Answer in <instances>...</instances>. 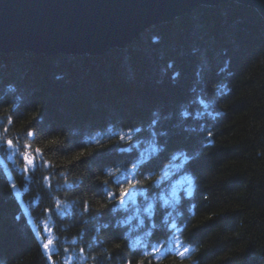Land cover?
Segmentation results:
<instances>
[{"label": "trees", "instance_id": "trees-1", "mask_svg": "<svg viewBox=\"0 0 264 264\" xmlns=\"http://www.w3.org/2000/svg\"><path fill=\"white\" fill-rule=\"evenodd\" d=\"M11 149L37 166L23 173L15 169L24 160ZM197 149L190 166L196 182L191 177L167 187L139 177L162 162L166 172ZM117 165L122 174L112 182ZM45 170L56 179L48 193L57 202L54 208L41 197L34 207L31 198L30 190H45H37L35 175ZM129 180L133 187L119 202L120 187ZM179 196L196 203L186 222L174 216ZM27 205L26 218L18 217ZM57 207L67 220L54 214ZM37 212L55 225L49 229L57 253L79 249L88 255L103 246L92 264H183V257L173 258L145 229L160 213L169 223L167 235L184 231L174 249L197 251L199 264H264L260 14L235 2L194 9L96 56L0 53L1 264L48 263L41 232L38 237L29 231L34 230L27 218L36 225ZM74 219L60 237L57 224ZM124 242L131 253L143 250L136 258Z\"/></svg>", "mask_w": 264, "mask_h": 264}, {"label": "water", "instance_id": "water-1", "mask_svg": "<svg viewBox=\"0 0 264 264\" xmlns=\"http://www.w3.org/2000/svg\"><path fill=\"white\" fill-rule=\"evenodd\" d=\"M232 1L264 19V0H0V52L103 54L192 8Z\"/></svg>", "mask_w": 264, "mask_h": 264}, {"label": "bare ground", "instance_id": "bare-ground-1", "mask_svg": "<svg viewBox=\"0 0 264 264\" xmlns=\"http://www.w3.org/2000/svg\"><path fill=\"white\" fill-rule=\"evenodd\" d=\"M228 2H232V1H224V2H219L217 5L219 4H224V3H228ZM236 3V2H235ZM238 4V3H237ZM214 5V6H217ZM242 5V4H240ZM214 6H210V7H214ZM208 8V7H206ZM200 9V8H198ZM190 11H187V13L183 14V16H185L186 14H188ZM177 19H179L178 17H176ZM156 25H161V24H156ZM151 26H155V25H151ZM148 26V27H151ZM147 27V28H148ZM144 31V30H143ZM142 31V32H143ZM141 32V33H142ZM140 33V34H141ZM140 34L138 35V37L140 36ZM137 37V38H138ZM136 40V39H134ZM134 40L130 41V43H132ZM115 49V48H114ZM112 50V49H111ZM13 51H10L8 53H12ZM1 53V52H0ZM60 55H65V54H60ZM195 107V106H194ZM192 109V108H191ZM196 110V109H193ZM198 110V109H197ZM185 110H182V112L178 115V118H182L181 114L184 112ZM183 119V118H182ZM195 118H191L190 120L191 122L194 120ZM164 137V135H162V138ZM161 138V140H162ZM22 139V138H21ZM29 140L26 141H20L21 146L18 147L19 150H22L26 147V143H28ZM159 146V145H158ZM160 147V146H159ZM161 148V147H160ZM191 152H194L195 154H191ZM198 154H199V149H197L196 151H187L185 153V155L183 156V158L177 162V164H175L170 170L164 172V166L163 164L165 162H162L159 166H157V168L155 170H150V171H142L139 175V177L144 180L145 182L149 183L150 181L153 182H158L160 185L163 186H169L172 185V182H176L179 183L181 182L180 179H190L192 177V179L196 182L197 181V177L195 176V174L192 172V170L190 169V166L193 164V162L198 158ZM115 163H117V161H115ZM124 163H127V161H124ZM39 164H41V162H39ZM25 160L23 162L19 161L16 164L13 165V167L15 169H21L19 171L25 172ZM139 165V162H138ZM112 171V170H111ZM48 171H40L35 173V175L39 178L36 182V187L38 190V187L40 189L45 188V190H38V191H32L30 190V188L28 186L30 183V180H27L26 178H24V182L26 183V187L29 188L30 192H31V198L34 200V207L37 206L38 201H40V197L41 200H49L50 202H52L53 208L56 206V201H53V199L51 198V196L48 194L49 193V188L50 186H52V183L54 181H56V179H54L53 177H51V174H47ZM26 175V174H25ZM73 180L70 181V184H72ZM107 181H101V184L104 185L106 184ZM25 188V190L29 193V190ZM186 194L188 195V192L186 191ZM181 198V200L179 201V203L177 204V206H175V208H173V212H174V216L175 218H181L183 222H186L185 220L192 214V212L194 211V209L196 208L195 206V202L194 200H192L193 198L189 199L187 197H183L179 196ZM190 197V196H189ZM176 198V195H174L172 197V200H174ZM48 201V202H49ZM18 208V207H17ZM31 206L27 205L25 208H21L19 211L20 213L16 214L18 217H23L24 219L26 218V212L29 209L30 210ZM42 212H37V216L41 217V219H38L37 221L39 223L36 224V226H42L43 228H41L40 230H29L31 235H37L39 237L40 232H42L45 227H48L50 229L55 228V225L53 224V221L50 218H44L46 216L41 215ZM164 215L166 216V218H168V220L171 222V218L169 216L166 215V210H163ZM177 216V217H176ZM22 219V218H21ZM74 221L76 222L77 220H71L61 224H57L58 230H59V236L60 237H64V231L66 230V225L68 224V227L71 228L72 224H74ZM165 221L164 217L162 216V213H160L159 218L155 216V221H150L146 226L145 229L147 231L148 234L151 235V240L152 242H161V244L163 245L164 249L169 251L170 254L173 255V258L176 256H180L183 257V264H199L196 262L195 260V255H197V251H191L189 248H187L186 246L181 247L180 249H174L173 246V241L175 239V241H177L178 239H180L183 236V229H180L178 232L175 233V235H167L168 233V226L169 223L168 222H163ZM186 228V224H183ZM166 234V235H164ZM69 236V235H68ZM40 240V238H38ZM72 240V239H71ZM100 245V244H99ZM124 246L126 249L127 254H131V255H136L137 258V254H139L142 250H138L137 254L136 253H131L129 251V249L127 248V243L124 242ZM104 247L100 245V247L98 248V246L93 249L91 251V254H84L83 252L79 251V249L76 250H71V249H66L65 251L68 252L75 261H80L81 259H83V263L82 264H92V262L96 261V258L94 256H97L99 254V252H103L104 251ZM185 249H187V251H185ZM150 250V249H149ZM151 252V250H150ZM181 253H183V255H181ZM94 255V256H93ZM128 259L126 257H123L122 261H126ZM99 261V260H97ZM119 261L115 260L113 264H118ZM1 264V262H0Z\"/></svg>", "mask_w": 264, "mask_h": 264}, {"label": "rangeland", "instance_id": "rangeland-1", "mask_svg": "<svg viewBox=\"0 0 264 264\" xmlns=\"http://www.w3.org/2000/svg\"><path fill=\"white\" fill-rule=\"evenodd\" d=\"M198 8H201V9H203V8H206V7H203V6H198V7H195V8H192V9H190L189 11L190 12H192L194 9H198ZM182 16H179L178 18H181ZM175 19H177V18H173L172 20H169V21H167L166 23H163V24H167V23H170L171 21H173V20H175ZM162 25V24H161ZM146 29V28H145ZM144 29V30H145ZM137 39V38H136ZM128 44H126L125 46H127ZM124 46V47H125ZM124 47H122V48H124ZM122 48H119V49H122ZM116 49V48H115ZM111 50V49H110ZM29 52V51H28ZM107 52V51H106ZM32 53V52H31ZM105 53V52H104ZM33 54H35V53H33ZM36 55H43V54H36ZM57 55V54H56ZM67 55H72V54H67ZM101 55V54H100ZM44 56H46V55H44ZM50 56H52V55H50ZM46 57H49V56H46ZM223 81H221V82H218V83H215L214 85H213V87H212V91H211V95L213 96V95H215V93L217 92V89H218V87H220L221 86V84H223L222 83ZM198 114V113H197ZM11 153H12V155L13 156H16L17 158H19V159H23L24 160V157L23 158H21L20 156L22 155H19V153H17V151H16V149H11ZM37 165H36V162L34 161V163L32 164V165H28V164H26L25 165V168L26 169H29V168H32V167H36ZM119 166L120 165H117L116 167H114L113 169H112V173H111V175H110V180L113 182H116V181H118V177L122 174V167H120L119 168ZM105 177H106V175H105ZM176 187H177V185H173V186H171V188L170 189H176ZM45 208V207H44ZM58 209H59V211H54V214L56 215V216H64L66 213L65 212H63V211H60V208L59 207H57ZM159 215L160 214H158L157 215V217L159 218ZM45 216V215H44ZM46 217H48V216H46ZM34 219H36V218H34ZM63 219L64 220H67V216H64L63 217ZM27 220H28V223L30 224V226L34 229V230H37L38 229V226H36L34 223H33V221H31V219H29V218H27ZM187 220V219H186ZM185 220V221H186ZM163 222H165V221H163ZM43 228V227H42ZM43 231L41 232V235H42V242H41V245L44 247V250H45V253H46V256H47V258H48V263L47 264H82L83 263V260H80V261H78V262H76V261H74V258L68 253V252H66L65 250H63L62 252H60V253H57V243L56 242H54L55 240H56V237H55V235L53 236V234H52V231L48 228V227H45L44 229H42ZM45 244H47L48 245V247L47 248H45ZM68 246H69V244H68ZM60 248H64V246H62V245H60ZM71 250H73V249H71ZM51 253V254H50Z\"/></svg>", "mask_w": 264, "mask_h": 264}, {"label": "snow or ice", "instance_id": "snow-or-ice-1", "mask_svg": "<svg viewBox=\"0 0 264 264\" xmlns=\"http://www.w3.org/2000/svg\"><path fill=\"white\" fill-rule=\"evenodd\" d=\"M31 134L32 133L29 132V135H31ZM209 135H211V134H209ZM120 139L123 140L124 137L121 136ZM6 143H7V145L9 147H11L13 142L11 140H8V141H6ZM36 151L39 152L40 150L37 149ZM24 160H25V163L28 164V165H32L34 163V159L30 158L28 155H25ZM131 187H133V184H132L131 180L128 181V186L127 187L124 186V185H121L120 191H119V202H123V198L128 195V192H129ZM191 195H192V192L189 191L188 192V196H191ZM109 198H111V194H110ZM47 247H48V245L45 244V248H47ZM185 251H187V249H185ZM181 255H183V253H181Z\"/></svg>", "mask_w": 264, "mask_h": 264}]
</instances>
